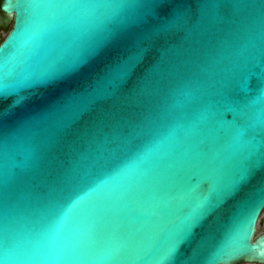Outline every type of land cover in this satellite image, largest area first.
<instances>
[{"label":"water","instance_id":"obj_1","mask_svg":"<svg viewBox=\"0 0 264 264\" xmlns=\"http://www.w3.org/2000/svg\"><path fill=\"white\" fill-rule=\"evenodd\" d=\"M0 9V264H264V0Z\"/></svg>","mask_w":264,"mask_h":264},{"label":"snow or ice","instance_id":"obj_2","mask_svg":"<svg viewBox=\"0 0 264 264\" xmlns=\"http://www.w3.org/2000/svg\"><path fill=\"white\" fill-rule=\"evenodd\" d=\"M114 35V28L113 26L105 25L103 28L98 30L95 34H93L82 46L81 54L76 63L67 70L64 74L60 76H54L47 80V84L54 83L55 81L65 78L69 74L77 71L79 67L84 64L89 58L96 55L102 48L106 45V43L112 38ZM4 99L0 98V103H3ZM248 174L241 173L238 177L240 181V185L245 183L248 180ZM264 209V202H257L248 212L245 218V225L250 234L251 228L254 225L255 218L258 216L259 211ZM248 239V237H247ZM232 242L231 238H229V243ZM247 244V240H246ZM248 246V244H247ZM248 248V247H247ZM247 248L243 249L246 250ZM256 254L261 258L264 259V244L258 245L253 249Z\"/></svg>","mask_w":264,"mask_h":264},{"label":"rangeland","instance_id":"obj_3","mask_svg":"<svg viewBox=\"0 0 264 264\" xmlns=\"http://www.w3.org/2000/svg\"><path fill=\"white\" fill-rule=\"evenodd\" d=\"M6 16H0V43L3 41L4 38L7 37L8 33L10 32L13 24V17L11 16L9 19L8 24L6 23ZM264 234V212L260 215L256 226V234L254 239L258 236ZM237 264H260V263H250V262H241Z\"/></svg>","mask_w":264,"mask_h":264},{"label":"flooded vegetation","instance_id":"obj_4","mask_svg":"<svg viewBox=\"0 0 264 264\" xmlns=\"http://www.w3.org/2000/svg\"><path fill=\"white\" fill-rule=\"evenodd\" d=\"M1 2H2V0H0V4H1ZM0 14H1V15H4V16L7 17V18H6V23L8 24V22H9V19H8V18H10L11 16H7L6 14H4V13L1 11V9H0ZM4 39H5V38H4ZM4 39H3V40H4ZM2 42H3V41H2ZM2 42H1V43H2ZM1 43H0V44H1ZM250 263H251V262H250Z\"/></svg>","mask_w":264,"mask_h":264}]
</instances>
